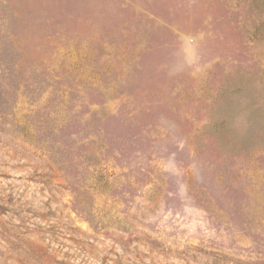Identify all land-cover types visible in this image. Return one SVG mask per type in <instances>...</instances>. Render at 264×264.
Returning a JSON list of instances; mask_svg holds the SVG:
<instances>
[{
    "label": "rangeland",
    "instance_id": "rangeland-1",
    "mask_svg": "<svg viewBox=\"0 0 264 264\" xmlns=\"http://www.w3.org/2000/svg\"><path fill=\"white\" fill-rule=\"evenodd\" d=\"M0 264H264V0H0Z\"/></svg>",
    "mask_w": 264,
    "mask_h": 264
},
{
    "label": "clouds",
    "instance_id": "clouds-1",
    "mask_svg": "<svg viewBox=\"0 0 264 264\" xmlns=\"http://www.w3.org/2000/svg\"><path fill=\"white\" fill-rule=\"evenodd\" d=\"M238 118H239V117H237V118L235 119V121H234V127H236L235 124H236V121H237ZM236 129H237L238 131H241V128H239V127H236Z\"/></svg>",
    "mask_w": 264,
    "mask_h": 264
}]
</instances>
